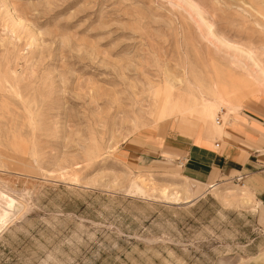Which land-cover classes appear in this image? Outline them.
I'll list each match as a JSON object with an SVG mask.
<instances>
[{"label":"rangeland","instance_id":"obj_1","mask_svg":"<svg viewBox=\"0 0 264 264\" xmlns=\"http://www.w3.org/2000/svg\"><path fill=\"white\" fill-rule=\"evenodd\" d=\"M260 97L264 0H0V264H264L236 182L120 153Z\"/></svg>","mask_w":264,"mask_h":264},{"label":"crops","instance_id":"obj_2","mask_svg":"<svg viewBox=\"0 0 264 264\" xmlns=\"http://www.w3.org/2000/svg\"><path fill=\"white\" fill-rule=\"evenodd\" d=\"M194 130L152 139L131 135L120 146L123 163L136 172L181 175L197 191L236 182L260 206L264 223V97L229 116L221 132L213 126Z\"/></svg>","mask_w":264,"mask_h":264},{"label":"bare ground","instance_id":"obj_3","mask_svg":"<svg viewBox=\"0 0 264 264\" xmlns=\"http://www.w3.org/2000/svg\"><path fill=\"white\" fill-rule=\"evenodd\" d=\"M227 44V43H226ZM230 45V44H229ZM231 46H233V45H231ZM227 47V46H226ZM232 48V47H231ZM247 51V50H246ZM238 53V52H237ZM248 57H250V56H248ZM249 61H250V63H253V62H251V60L249 59ZM252 67V66H251ZM259 71V70H258ZM249 87V86H248ZM259 87V86H258ZM235 96V95H234ZM214 97V96H213ZM179 98V97H178ZM217 98V97H216ZM209 99V98H208ZM207 99V100H208ZM212 99V98H211ZM220 99V98H219ZM204 100V99H203ZM210 100V99H209ZM214 101H216L215 99H213ZM205 101V100H204ZM222 101V100H221ZM221 101L219 102V104L221 103ZM179 102H180V100H179ZM209 102V101H208ZM218 102V101H217ZM226 101H224V103H225ZM206 103V102H205ZM210 103H211V100H210ZM214 103H216V102H214ZM236 104H239V103H236ZM194 105V104H193ZM200 105V104H199ZM234 105V104H233ZM201 106H203V104L201 105ZM206 106V104L204 105V107ZM220 106V105H219ZM218 106V107H219ZM162 108V107H161ZM160 108V109H161ZM161 112H163V111H161ZM192 112V111H191ZM160 113V112H159ZM181 113V112H180ZM179 115V114H178ZM158 116H159V114H158ZM196 117V116H195ZM242 188V187H241ZM8 194V193H7ZM3 195V194H2ZM5 195V194H4ZM174 197V196H173ZM175 197H177V196H175ZM7 199L9 200V202H8V207H12L14 204V199L13 198H11V197H7ZM6 199V200H7ZM176 199V198H175ZM7 204V203H6ZM7 213H9L8 211H7V209H4L3 210V214H1L0 215V225H2V223H5L6 221H7Z\"/></svg>","mask_w":264,"mask_h":264}]
</instances>
